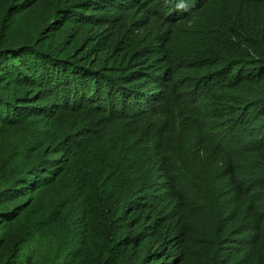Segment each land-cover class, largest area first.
I'll list each match as a JSON object with an SVG mask.
<instances>
[{"label":"trees","instance_id":"1","mask_svg":"<svg viewBox=\"0 0 264 264\" xmlns=\"http://www.w3.org/2000/svg\"><path fill=\"white\" fill-rule=\"evenodd\" d=\"M75 1L45 0L52 18L36 27L34 36L41 39H14L25 10L43 0H0V264H19L25 244L55 223L34 213L38 190L54 182L73 155L100 149L102 137L108 163L88 188L94 192L102 183L100 190L109 194L118 185L124 195L108 213L110 241L100 249L81 247L97 220L101 198L95 190L83 216L70 217L68 227L65 217L58 218L64 238L48 264H203L206 248L208 259L219 262L220 248L214 249L232 241L237 230L245 232L248 250L235 264H264V133L232 125L234 115L249 108L262 114L264 127V0H127L130 7L141 4L144 14L170 20V29L204 9L212 28H203L198 38L208 36V42L193 50L190 37L172 34L168 64L163 58L165 66L156 61L127 71L122 63L99 65L66 48L80 38L82 26L106 23L101 15L61 14ZM88 1L102 7L103 0ZM58 4L64 5L58 10ZM58 28L71 30L65 47H58L64 40ZM181 70L185 77L176 76ZM217 77L220 87L212 90L209 83ZM216 102L222 104L215 113L229 102L238 108L226 126L212 131L205 112ZM123 123L131 127L120 129ZM172 133L179 157L186 153L211 172L214 207L196 166L177 163L167 149ZM114 135L122 146L111 148ZM211 148L219 154L215 160ZM135 189L140 193L125 199ZM95 235L93 230V244ZM226 254L216 264H230L233 253Z\"/></svg>","mask_w":264,"mask_h":264},{"label":"rangeland","instance_id":"2","mask_svg":"<svg viewBox=\"0 0 264 264\" xmlns=\"http://www.w3.org/2000/svg\"><path fill=\"white\" fill-rule=\"evenodd\" d=\"M32 1L34 0H29V3H32ZM101 2V8H99L97 4L90 3L88 0L75 1L73 3L75 6L72 7L70 6L71 4H67L65 7H62L64 4H58V10L62 7L61 14L65 11H75L79 14L81 12H86V14H92L94 17L97 16L95 18H98L99 15L103 16L104 21H106L105 24L92 23V25L82 26L80 28V38L74 45L66 47L72 51H79L78 53L80 55L88 57L90 61L96 64L104 65L106 63L109 66H119L122 63L126 71L136 65H146L148 63V65H154L156 61L159 62L160 66H165L162 59H166V64L169 63L167 60V51H170L169 40L170 38L172 39V34H177L186 41L187 38L190 37L188 42L192 50L200 47L201 43L208 42V36L202 38L201 41L198 38L201 37L203 28H211L206 20L207 17L204 9L201 11H194L193 14L190 15H194L193 17L179 21L175 25V29H170V20L168 21L164 16H160L161 18L151 16L149 12L144 14L146 10L141 4L130 7L129 1L127 0H103ZM49 8L50 6L46 4L45 0H43L40 5L34 3L29 6L25 10V24L17 25L19 27L17 30H15L17 26L14 28V39L20 36L24 37V35L27 39L38 38L36 35L34 36V31H36V27L41 23L45 26L47 25V21L51 17L49 16ZM149 8H151V6H148L147 10H149ZM45 26L43 28H45ZM67 31L69 34L71 30L68 29ZM66 32L62 33L60 28H58V36L62 37V39L66 37ZM38 39H41V37ZM65 46H67L65 39L62 41L58 39V47ZM116 59L118 60L116 61ZM182 69L184 72L187 71L184 67ZM184 72L181 70L176 76L185 77L186 74ZM218 79L217 77L210 81L209 85L212 86V90L219 89L220 85ZM228 93L232 94L234 92L228 90ZM221 104V102H216L211 109H207V112H205L208 115L206 116L207 120L214 126L210 128L212 131L219 130L226 126L228 123L227 121L233 117V111L238 108L237 105L229 102L228 105L224 106L223 110L215 113V110L217 111L218 106ZM245 108L246 107H244V109ZM194 115L200 116L197 112H195ZM234 117L232 125L242 124L246 127H250V132L252 134L256 133V135H258L260 133L261 135L264 133V127H262L263 118L262 114L259 112L254 113L249 108H246L245 110L242 109L240 113H237ZM238 117H240V120ZM191 120H193V118ZM230 124L231 123H229V125ZM129 127H131V124L123 123L120 129H129ZM133 131L134 128L131 132ZM244 131L245 135L248 137L249 132L245 129ZM136 132L137 131L133 133ZM119 136L120 135L113 136L115 142H111L108 138L111 142V148H118L124 144V140H121ZM102 138L100 140V149L92 147L86 151V155H84L85 153L80 156L73 155L71 161L65 167L58 168V177L55 181L38 190L37 196L31 205L34 213L40 212L43 216L50 215V221H54L55 218L56 221L49 229L45 230L37 240L29 241V244H25V250L21 252L22 257H18L19 264H48L53 261L57 254L59 243L63 241L66 228L62 226V222L61 220L58 221V218L60 216L65 217L66 222H68L66 226L68 227L70 217L78 215L80 217L81 215L83 216L85 213L84 210H89L92 207L95 190H99L98 197L101 198V201L98 202L95 208L97 220L93 228L87 231V233H84L85 238L82 237L81 247L87 249V247L90 248L93 245L100 244L98 248L100 249L104 243L110 241L109 238L112 232L108 230L107 223H109L113 217L111 216L110 219L108 213L116 210L119 199L123 198L124 195L120 193L118 185L112 186L109 190V194H107L108 190H100L102 183H98V185L94 186V192L93 189L88 188V183L91 181L95 183L99 173L98 168L106 169L105 165L108 163L105 160L106 152L102 153L106 146ZM248 139H250V137ZM165 143H168L167 149H169V151L172 150L177 163L186 165L185 163L189 162L188 168H190L192 164L195 165V162H190L192 159L189 158L186 153L184 156L182 155V158L179 157L178 152L182 154V149L176 135L173 133L170 134V136L165 139ZM96 153L99 154V157L97 161L93 162L92 157H94ZM210 153H212L214 160L216 157H219L217 150L214 148L210 149ZM84 156L86 158H84ZM195 166L193 170L197 171L196 175H198L201 183L207 185L206 191L213 198L211 207H214L216 204V198H214L216 192L214 191V186L210 185L214 183L211 180L212 174L208 172L204 162H198ZM210 166L211 164H208V167ZM105 182L108 188V177L105 178ZM139 193V190L135 189L131 191L125 199L135 197ZM247 218L248 215L246 212L240 220ZM236 228L237 226L234 227V229ZM93 230H96L94 238V242L96 241L95 244L92 243ZM230 232L231 231H227V233ZM233 235L232 241L227 244L224 242L226 245L221 243L214 249V253H216L220 248L221 258H219V262L227 258L226 253H233L230 264H235V261L240 259L247 252L248 248L242 241L245 232L237 230ZM93 249H95V246H93ZM202 251H204L203 248ZM207 252L208 250L206 248V251L203 253L204 257L202 258L203 264L219 263L209 260Z\"/></svg>","mask_w":264,"mask_h":264}]
</instances>
